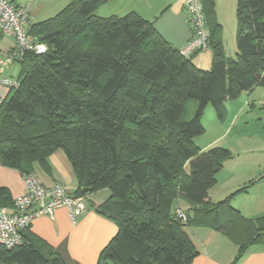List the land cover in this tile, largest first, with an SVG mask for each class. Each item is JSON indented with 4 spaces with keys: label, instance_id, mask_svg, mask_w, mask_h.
Instances as JSON below:
<instances>
[{
    "label": "trees",
    "instance_id": "obj_1",
    "mask_svg": "<svg viewBox=\"0 0 264 264\" xmlns=\"http://www.w3.org/2000/svg\"><path fill=\"white\" fill-rule=\"evenodd\" d=\"M104 1L71 0L54 17L29 22L28 34L46 50L23 55L17 86L0 101V164L23 175L37 162L49 172L47 158L61 149L77 182L74 194L109 191L91 202L117 228L96 264H193L197 251L186 228L196 224L238 242L235 264L249 243L264 239V216L248 220L230 205L256 180L211 202L208 190L231 153L201 149L194 138L205 130L207 105L222 120L226 100L264 88V0H236L234 57L225 55L213 0H200L208 70L193 65L196 53L181 55L135 13L94 15ZM191 100L196 106L187 119ZM179 198L190 206L185 220L173 206ZM12 205L0 187V207ZM0 264L66 263L28 226L20 245L0 244Z\"/></svg>",
    "mask_w": 264,
    "mask_h": 264
},
{
    "label": "crops",
    "instance_id": "obj_2",
    "mask_svg": "<svg viewBox=\"0 0 264 264\" xmlns=\"http://www.w3.org/2000/svg\"><path fill=\"white\" fill-rule=\"evenodd\" d=\"M184 0H106L100 3L93 12L99 17L123 16L127 13H135L144 20L150 21L158 34L175 49H180L191 36V26L187 20V15L183 7ZM19 6L28 8V19L30 23L40 22L57 15L63 10L71 0H14ZM234 0H213L214 16L222 25L220 17L226 13L223 9L232 10ZM230 15V13H229ZM0 32V40L2 39ZM12 37V36H11ZM13 38V37H12ZM14 46V40L7 46L0 45V54L7 53ZM235 46V45H234ZM224 49V48H223ZM225 52V49H224ZM232 53L236 54L234 47ZM230 56V54H229ZM192 63L200 70H208L211 65V49H205L197 52ZM13 65V64H12ZM12 65L4 69L3 74L12 77ZM252 91V90H251ZM8 88L0 86V101L7 95ZM235 100L224 102L227 114L231 113L229 104ZM247 101L236 100L235 113L242 111L246 107ZM232 104V107L234 106ZM251 109L254 108L251 104ZM234 116V115H233ZM201 149L211 146H200ZM227 148V147H223ZM227 150L230 152L229 148ZM245 162L241 167V172L245 176L233 184L226 192L220 195L211 193L212 186L208 190V196L211 202L223 200L237 188L251 180H256L255 184L245 192L233 196L230 205L239 211L244 218L256 221L264 216V157H230L223 162L221 170L216 174L217 183L224 170H228L231 178L236 172L237 167ZM49 172L44 171L37 162L33 163L32 173L38 181L51 187L55 183H60L68 193L74 194L77 189V182L73 173L72 166L61 149H56L47 158ZM239 170V169H238ZM0 187L8 189L12 198L21 194L24 190L22 174L11 167L0 164ZM105 192L103 196L97 198V194ZM109 196L105 189L91 193L86 196L85 210L74 220L65 207L56 208L52 216L40 214L34 217L29 230L50 246H52L65 260L66 264H96L101 250L110 241L116 232L115 223L98 214L91 202L95 205L102 202ZM181 198L175 200L174 207L182 210L190 206L183 200V206L180 205ZM190 239L193 242L197 255L193 259V264H231L235 254L238 251V242L229 235L218 231L211 225H191L186 228ZM235 264H264V239L261 241L249 243L241 258Z\"/></svg>",
    "mask_w": 264,
    "mask_h": 264
},
{
    "label": "built area",
    "instance_id": "obj_3",
    "mask_svg": "<svg viewBox=\"0 0 264 264\" xmlns=\"http://www.w3.org/2000/svg\"><path fill=\"white\" fill-rule=\"evenodd\" d=\"M184 11L191 26V36L179 49L181 55L189 57L207 47L208 29L200 0H184ZM28 8L17 5L14 0H0V32L14 38V46L0 54V86L16 87L17 79L3 74L4 69L22 59L26 52L41 54L46 46L30 36ZM24 190L13 198L11 207H0V244L7 248L22 242V232L31 220L45 214L52 216L54 210L65 207L74 220L86 207V197L70 194L60 184L51 187L42 185L33 173L22 175ZM176 215L185 220V212L177 207Z\"/></svg>",
    "mask_w": 264,
    "mask_h": 264
},
{
    "label": "rangeland",
    "instance_id": "obj_4",
    "mask_svg": "<svg viewBox=\"0 0 264 264\" xmlns=\"http://www.w3.org/2000/svg\"><path fill=\"white\" fill-rule=\"evenodd\" d=\"M226 13H222L220 17V37L225 49L226 57H234L232 53L235 45V33H236V0H234L232 10H228L227 7L223 9ZM230 13V15H229ZM219 24V23H218ZM14 38L10 35H3L0 40L1 46H7L13 42ZM230 54V56H229ZM13 64V65H12ZM12 77L16 78L19 73V64L17 62L12 63ZM241 99L247 101L246 107L235 113L234 102ZM235 100L229 104L230 114L224 111L222 120H219L211 105H207L203 111L202 124L204 126V132L194 139L200 146H219L227 147L230 150L231 157H264V88L262 86H255L250 92H242L237 98L229 99ZM227 101V100H226ZM186 105L183 112V116L187 119L191 117L193 108L196 106V102L191 100ZM232 104L234 105L232 107ZM251 104H253L254 108ZM234 115V116H233ZM226 148V149H227ZM245 165L242 162L234 171V175L230 176L228 170H224L220 175L221 179L215 183L213 190V196L226 192L238 179H242L245 174L241 172V167ZM239 169V170H238ZM213 185V186H214ZM228 187V189H226ZM106 192L109 193L107 189ZM105 194L102 191L101 194H97V198H100ZM183 200L180 201V205L183 206Z\"/></svg>",
    "mask_w": 264,
    "mask_h": 264
},
{
    "label": "water",
    "instance_id": "obj_5",
    "mask_svg": "<svg viewBox=\"0 0 264 264\" xmlns=\"http://www.w3.org/2000/svg\"><path fill=\"white\" fill-rule=\"evenodd\" d=\"M81 190H82V192H86V191H87V189H86V188H82Z\"/></svg>",
    "mask_w": 264,
    "mask_h": 264
}]
</instances>
